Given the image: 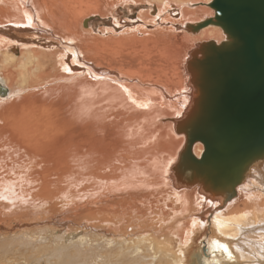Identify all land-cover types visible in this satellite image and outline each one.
<instances>
[{
    "label": "bare ground",
    "instance_id": "6f19581e",
    "mask_svg": "<svg viewBox=\"0 0 264 264\" xmlns=\"http://www.w3.org/2000/svg\"><path fill=\"white\" fill-rule=\"evenodd\" d=\"M211 1L0 0L1 237L64 240L74 224L93 250L151 235L120 264H264V156L218 190L224 166L187 146L193 58L225 39L197 27Z\"/></svg>",
    "mask_w": 264,
    "mask_h": 264
},
{
    "label": "water",
    "instance_id": "95a60500",
    "mask_svg": "<svg viewBox=\"0 0 264 264\" xmlns=\"http://www.w3.org/2000/svg\"><path fill=\"white\" fill-rule=\"evenodd\" d=\"M209 5L213 17L197 27L217 25L225 39L201 45V56L193 58L198 112L184 131L188 149L200 141L203 159L224 166L225 172L213 177L220 190L264 156V0H212ZM197 171L198 181L206 177L202 168ZM179 174L189 180L188 173Z\"/></svg>",
    "mask_w": 264,
    "mask_h": 264
},
{
    "label": "rangeland",
    "instance_id": "374dc122",
    "mask_svg": "<svg viewBox=\"0 0 264 264\" xmlns=\"http://www.w3.org/2000/svg\"><path fill=\"white\" fill-rule=\"evenodd\" d=\"M122 11H123V13L120 16L121 21L125 19V16H132V15L134 16L135 13L138 12V10L130 11V8H124V10H122ZM96 19L97 18H92L93 23L90 24L92 26L91 27L92 29H94V30L96 29L94 32H97V30L99 29L98 26H101L102 24L105 25L106 22H107L106 26L111 27L113 25L114 19H116V16H107L104 19H100L101 21L98 19L96 21ZM94 20H95V22H94ZM102 20H104V21H102ZM122 29H124V28L122 27ZM103 226H105V225L103 224ZM42 228L44 231L38 230V232L35 233L37 238L33 237L34 240L30 239L27 241V239H26L24 241V239H25L24 236L19 235V236L15 237L13 235L14 233L11 234V236L9 237L10 239L8 237H5L4 235H2V237L0 235V240H1V238H3L1 241L4 245V248H3L2 243L0 242V248H1L0 249V264H120V260H123V259L128 260L129 258L135 257L139 253V252L137 253L138 250H136L135 247H137L138 244L139 245L145 244L146 241H148L145 238H151V235H148V237L142 236L141 238H139L141 235L140 236L138 235V238H137V235H134V236L129 235V237L126 238V240H124L123 238H120V237H115V240L113 239L110 242L111 244L107 243V246L102 245V247L96 246V247H98V250H93L92 248H89V246H90L89 244L88 245L86 244V242H88L89 238L92 237L93 233H89L88 231L82 229V227H79L78 225L72 224L70 226L69 230L72 232H70L69 236L64 237V240H62V237L57 238V237L51 236L46 231V229L44 227H42ZM199 228L201 230L200 226H199ZM199 232L195 231V234L196 233L199 234ZM87 233H88V235H87ZM246 233H248V232H246ZM191 235H194V234L191 233ZM16 239H17V241H16ZM138 239H141V241ZM10 240H11V242H10ZM156 240L157 241H159V240L167 241L168 239H164V238L162 239V237H158V238H156ZM5 241H6V243H5ZM7 241H8V243H7ZM12 241L14 243H16V242L17 243L14 244ZM137 241H140V243H138ZM9 242H10V244H9ZM135 242H137V243H135ZM4 243L8 246H6ZM83 243H85V244H83ZM156 243H159V242H156ZM162 243H160V244L161 245L167 244V246L171 249V252L172 251H174V252L178 251V249H177L178 243L174 238H173L172 245H168L169 243H167V242H162ZM127 244H131V246L129 245L130 247H128ZM73 245H74V247H73ZM158 245L159 244H157V245L152 244L151 247L157 248V247H159ZM207 246L210 247V244L207 243ZM214 246L216 247V245H214ZM227 246L228 245H226L224 247L226 248ZM104 248H106L107 250L111 249V251L107 252ZM154 248H151V250H153ZM80 250H82V251H80ZM88 250H91L92 252H89ZM95 252H97L98 254H96ZM79 253H80V255H79ZM74 256H76V257H74ZM91 256H94L93 260H92ZM147 258H150V257H147ZM122 262L123 261H121V264H125L124 262L123 263Z\"/></svg>",
    "mask_w": 264,
    "mask_h": 264
}]
</instances>
